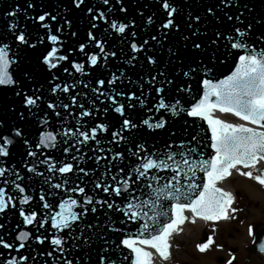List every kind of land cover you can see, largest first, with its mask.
<instances>
[{"label": "snow or ice", "instance_id": "6c2138e0", "mask_svg": "<svg viewBox=\"0 0 264 264\" xmlns=\"http://www.w3.org/2000/svg\"><path fill=\"white\" fill-rule=\"evenodd\" d=\"M102 2L109 12L117 5L119 12L128 11L124 0H114V4L110 0ZM69 5L87 16L88 29L83 42L78 38V31L72 30L74 22L70 17H61L58 21L57 15L48 11L31 17L38 28L46 30L35 42L17 23L8 24L13 43L21 54L38 53V71L23 68L14 78L10 66L20 67L23 56L18 63L13 45L0 41V93L12 92L23 105L18 110L17 101H13L10 108L19 121L32 123L27 119L31 116L38 125L35 138L19 126L10 129V135L0 132V178H3L0 179V214L15 210L21 223L31 226L24 230L17 225L19 230L11 241L0 236V249L7 250V254L0 251V257H4L0 264H28L37 256L74 264L73 259L68 258L72 249H76L78 255L85 247L90 252L97 247V242H100L98 251L103 253L98 255L97 264H117L108 255L110 252L120 253L119 264L167 261L170 240L180 230V225L188 220L195 223L196 218L227 219L230 213L237 211L232 207L233 194L219 187L218 181L236 171L264 185V171L257 175L241 171L255 168L258 162L264 161V31L255 35L253 24H245V11L251 13L252 8L241 0H217L207 7L205 17L210 23L212 17L220 21L216 9L227 10L224 20L213 26L230 23L232 34L226 35L229 29L225 28L224 32L215 30L209 36L208 28L202 31L200 27L202 17L189 14L184 20L188 35H184L183 17L178 18V10L171 0H157L163 13L157 34L137 43V33L130 31L126 63L134 66L138 59L135 54L143 52L146 65L158 66L161 58L152 49L163 48V42L177 33L185 43L183 49L168 48L169 64L181 61L183 56L191 58L196 67L185 65L188 70H177L173 78H169V70L161 69L153 75L149 67L148 79L140 78L137 94L135 90H116L118 82H123V71L119 75L116 72L105 75L103 68L119 57L116 51L106 48L107 36L101 39L95 34L100 31L98 22L103 21L108 25L105 33L111 34V30L126 36L135 21L109 20L104 11L88 6L87 0H69ZM27 7L32 8L33 4ZM233 8L238 14H228ZM18 11L19 8L7 15L15 16ZM154 15L147 17V24L154 25ZM46 20L57 22L58 26L52 28ZM256 23L264 28L261 21ZM71 38H77L75 46L65 44V39ZM221 40L227 43L220 45ZM38 45H44L43 49ZM221 46L225 49L223 53H220ZM209 48L214 52L212 65L202 60L198 63L196 58H207ZM74 55L79 59L71 58ZM222 56H231L235 67L223 79L214 81L209 76L217 62L224 64ZM89 68L99 76L93 77L94 86L90 92H85L83 89H88L89 83L75 77L76 74L89 76L91 73L86 70ZM181 76L184 78L181 85L175 86V79ZM68 77L73 78L71 83ZM197 78H200L202 91L199 98L193 95L192 102L184 103L180 99L166 100L167 86L192 95L190 81ZM78 85L82 86L81 91L71 94ZM47 93L51 95L45 101ZM64 94L70 95L69 102L61 99ZM152 96L154 100L150 99ZM121 98L127 103L121 102ZM216 110L231 113L246 123H227L213 116ZM101 114L110 118L109 122L98 119ZM69 117L74 119V126H69ZM53 118L60 126L50 130ZM177 120H183L185 125L191 121L200 127L203 138L198 133L188 140H177L173 130ZM111 121H115L112 127L109 126ZM6 124L0 118V129ZM102 134H108L106 145L101 143ZM13 153L20 160L13 167H6L5 162L14 158ZM85 160L93 161L96 167L83 166ZM101 161L105 162L102 172L99 170ZM40 166H44L45 171H40ZM34 177L42 178L35 197L27 194L30 185L25 183L26 180L37 183ZM89 184L91 191L87 190ZM100 212L104 213L106 223L86 222L90 214L98 221ZM4 228L5 224L0 223V230ZM248 232L253 234L252 226ZM211 243L209 237L197 247L203 252ZM69 244L70 247H66ZM26 249L30 250L28 255L22 252ZM259 250L264 252V243ZM13 251L17 255H12Z\"/></svg>", "mask_w": 264, "mask_h": 264}, {"label": "water", "instance_id": "95a60500", "mask_svg": "<svg viewBox=\"0 0 264 264\" xmlns=\"http://www.w3.org/2000/svg\"><path fill=\"white\" fill-rule=\"evenodd\" d=\"M173 5L178 10V18L183 17L181 20V29L184 35H188V30L184 27V20H187L189 14L196 15L199 14L202 17L203 23L200 25L202 31L205 28H208V35L211 36L212 32L215 30H219L221 32L225 31V28L229 29V31L226 33V35H231L232 31V25L230 23L225 22L223 27H214V24H219L220 21L224 20V12L227 11L225 9H216V11L219 13L220 21H217L216 17L211 18V23L208 18L205 17L206 9L210 5H214L217 3V0H171ZM88 6L93 7L94 9H99L100 11H104L106 16L109 18V20L116 19L121 22L127 23L128 21L134 20L135 26L133 29L129 30L128 35L123 36L121 34H115L112 33L111 30L109 32L111 34H107L104 32V29L108 27L107 24H105L103 21L98 22L100 31L98 33H95L99 38L104 39L105 36H107L108 44L106 45V48L110 51H116L118 53V59H112L111 63L107 65V67L103 68V71L105 72L106 76H110V73L116 72L117 75L120 74L121 71L124 72V77H122V83L118 82V87L116 88L117 91L122 92H130V91H137V94H139V88L141 77L145 78V81L148 79L149 74V67L152 68L153 75L157 74V72L161 69L163 70H169L170 76L169 78H173L177 76V70H188V68L185 65L196 67V65L192 64L191 58L185 59V57H181V61H173V63L169 64L170 56L168 54V48L174 47L183 49L185 41L180 39L179 34L172 33L170 36V39L163 42V48H160L159 46L152 49V51L155 52L156 56L161 58V63L158 66H148L144 63V56L145 53L141 52L138 54H135L138 56V59L134 62V66L129 65L126 63V58L128 57L130 53V48L127 46L130 37V31H135L137 33V36L135 37V40L137 43L142 42L143 39H148V37L152 34H157V28L159 26V23L161 19H163V13L162 10L157 6V0H124V6L128 9L127 13H121L118 11V5L113 8V11H108V6L103 5L102 0H87ZM110 3L114 4V0H110ZM241 3L247 4L249 7L252 8V12L248 13L245 11V15L243 19L245 20V24L252 23L253 24V31L255 35H259L261 31H264V28L261 27L260 24H257L256 21H261L262 24H264V0H241ZM28 4H33L32 8H28ZM17 8L20 9V11L16 12L15 16H9L7 15L10 12H13ZM48 11L51 12L54 15H57L58 21L61 17H70L74 22L73 31H78V38L81 42H83L84 37L86 35L87 29H88V23H87V16L81 12L80 10H75L72 6L69 5V0H0V41L8 43L10 45H13V51L17 53L18 57V63L19 57L23 56V61L20 63V67H17L16 65L10 66L9 71L13 74V77L15 78L16 75L21 71L23 68H28L29 70L36 72L38 71L36 67V56L38 53L36 52H25L21 54L19 52V49L17 46L13 43V38L11 33L8 30V24L15 22L17 23L21 29L25 30L26 32H29L30 39L35 42V40L38 37H42L45 35V29L38 28L36 23L34 22L31 17H35L37 14H42L43 12ZM140 13H143V16L140 15ZM154 15V25L147 24L146 20L149 15ZM230 15H236L238 14L237 10L233 8L231 11L228 12ZM47 23L51 25L52 28H55L58 26L57 22H53L50 20H46ZM67 33L64 34V37H66ZM62 37V38H64ZM255 37L253 36V39ZM77 38H71V39H65V44L75 46ZM48 42L45 40V44ZM153 43L150 41V44ZM204 43H207V37H204ZM220 45H223L227 43L225 40H221L218 42ZM44 45H38L39 49H43ZM121 49L123 51H121ZM225 49L221 46L220 47V53H223ZM235 51V50H234ZM219 55V53H216ZM214 55L213 49L209 48L207 50V58H204L203 56L197 57V62L203 61L204 64H207L209 66L212 65V56ZM73 59H79V57H76L75 55L71 57ZM222 59H224V64L221 65L218 62L216 63V66L213 68V72L210 74L209 78L215 80L223 79L224 76L230 74V71L232 68L235 67L232 57L231 56H222ZM67 66L66 62H62ZM91 74L87 77H80L79 74H76V79H84L86 83H89L88 89H83L85 92H90L91 87L94 86L93 77L99 76V73H92L91 69H86ZM62 76L66 75L61 73ZM68 82L71 83L73 78L68 77ZM184 78L181 76L179 79H175L174 84L175 86H180L181 82ZM199 79L197 78L195 80L190 81V83L193 86V93L192 95H189L187 93H180L175 90L174 86H167V90L164 93L165 98L168 102H174L176 99H180L182 103L185 101L192 102V96H196L199 98V95L202 94L201 86L199 83ZM131 81V82H130ZM60 82V81H57ZM47 87V85H45ZM82 86L78 85L77 89L71 93L76 94L77 92L81 91ZM111 91V89H109ZM145 91L147 92V86L145 85ZM51 93H47L45 96V101H47L48 96H50ZM70 95L64 94L61 96V99L64 100V102H69ZM55 100V97H53ZM81 101L82 97H80ZM150 99H155L154 96L150 97ZM17 101L15 104V107L19 110L22 109L23 105L18 102V98L14 96L12 92H4L0 93V118H3L7 124L5 127L0 129V132L4 135H10V129L14 127H22L24 128L27 133L31 134L33 138L38 136V133L35 131V129L38 127V125L35 123V118L28 116L27 119L32 120V123H25L23 121H19L15 115H13L10 111V108L12 107V102ZM121 102L127 103V101L123 100L121 98ZM46 106V105H45ZM87 106V105H86ZM187 106V104H185ZM137 110H139V105L137 106ZM73 111H75L73 109ZM64 115V113H62ZM113 116H116L115 113L112 114ZM134 115V114H133ZM143 115V113H141ZM225 116V115H222ZM87 119V118H86ZM98 119H104L105 122H109L108 117L106 115L101 114ZM200 121H197V125H200ZM68 124L69 126H74L75 121L72 117L68 118ZM115 125V121H111L110 127ZM59 123L56 122L55 118H53L52 126L50 130H54L56 128H59ZM203 128L206 131L207 125L206 123L203 124ZM174 131L177 133V140H188L190 139L191 135L194 134H201V138H203V134L201 133V128L198 126H194L191 121H189V124L185 125L183 120H177L174 124ZM210 135V132L208 133ZM14 138V137H13ZM15 139V138H14ZM109 137L108 134H102L101 137V143L107 144ZM151 143V142H150ZM111 146V145H109ZM160 146V145H158ZM115 147V146H112ZM123 147V145H121ZM85 152H88L89 155L91 153L89 152L88 148L84 149ZM208 151V150H205ZM127 155V153H126ZM13 159L10 161L5 162L6 167H13L17 164V162L20 160V157L13 153ZM69 162H71L69 160ZM264 164V161H262ZM89 164H92L93 167H96L95 163L91 160H85L83 162V166L87 167ZM104 161H101V164L99 166V170L102 172L104 170ZM40 171H45L44 166H40ZM114 171V170H113ZM47 174V173H46ZM3 179V178H0ZM38 182L35 184H32L30 181H25L26 184H29L30 187L27 189V194H32L34 197L37 196V191L41 187V184L39 181L42 178H36L34 177ZM91 184L88 185V191H91ZM103 195V194H101ZM27 207V206H25ZM99 217V220H94L93 216L90 214L87 218L86 222H92L96 223L99 222L101 224L106 223V218L103 212H100L97 214ZM0 223L5 224V228L3 230H0V236H3L6 240H12L13 235L19 230L17 228V225L20 226V228H23L24 230L31 229V226H25L21 223V218L18 215V212L15 210L9 211L6 215L0 214ZM84 224L80 225V228H83ZM111 235V234H109ZM114 239V237H112ZM100 246V242H97V247L93 248L92 251L88 252L87 247L83 251L78 252L76 249L71 250V254L68 258L73 259L74 264H97V258L98 255L103 254L98 251V248ZM66 247H70V244ZM49 249H46V251ZM5 251L7 254V250ZM29 249L22 250V252L25 255L29 254ZM37 251H39V248H37ZM12 255H17L16 252H12ZM58 256L59 254H54ZM111 259L116 260L117 264H119L120 259V253L116 252L108 253ZM4 257H0V259H3ZM45 261H47V264H62V261L59 259H53L51 257L46 256H37L35 261L29 260L28 264H45Z\"/></svg>", "mask_w": 264, "mask_h": 264}, {"label": "flooded vegetation", "instance_id": "af4514ba", "mask_svg": "<svg viewBox=\"0 0 264 264\" xmlns=\"http://www.w3.org/2000/svg\"><path fill=\"white\" fill-rule=\"evenodd\" d=\"M252 172L260 174L258 170ZM246 181L244 186L250 193L242 192L244 186L236 189L233 207L237 211L231 213L228 223L206 224L201 230L197 245L211 237L208 248L201 252L196 247L195 253H187L178 264H264V252L259 250L264 243V185L252 178Z\"/></svg>", "mask_w": 264, "mask_h": 264}, {"label": "rangeland", "instance_id": "374dc122", "mask_svg": "<svg viewBox=\"0 0 264 264\" xmlns=\"http://www.w3.org/2000/svg\"><path fill=\"white\" fill-rule=\"evenodd\" d=\"M247 177L235 174L232 179L229 180V185L231 189L236 190L237 188H242L244 185L248 184L246 181ZM243 189V190H242ZM242 192L250 193L246 186L242 188ZM211 226V225H210ZM203 226L197 223H189L185 229L181 232V237L175 238L171 245L170 260L168 263L163 264H178L185 259L187 253H195L197 247V239L201 232Z\"/></svg>", "mask_w": 264, "mask_h": 264}, {"label": "bare ground", "instance_id": "6f19581e", "mask_svg": "<svg viewBox=\"0 0 264 264\" xmlns=\"http://www.w3.org/2000/svg\"><path fill=\"white\" fill-rule=\"evenodd\" d=\"M233 175H235V174H233ZM233 175H230V176H228V177H225L224 180L219 181L218 185H219L221 188H223V189H225V190L231 192L232 189H231V187H230V185H229V180L232 179ZM215 221H219L220 223H224V222H225V219H224V218H221V219H219V220H215ZM186 226H187V224H183V225L179 226V227H180V230H179L177 233H175V234L172 236L171 240H170L171 245H172V242H173V240H174L175 238H179V237H181V232L183 231V229H185ZM170 253H171V247H170ZM170 259H171V258H169L167 261H159L158 264L168 263Z\"/></svg>", "mask_w": 264, "mask_h": 264}]
</instances>
